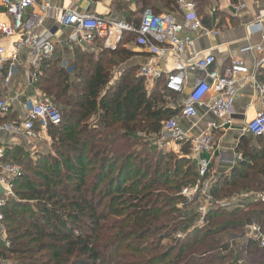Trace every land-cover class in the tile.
Wrapping results in <instances>:
<instances>
[{"label": "trees", "instance_id": "trees-1", "mask_svg": "<svg viewBox=\"0 0 264 264\" xmlns=\"http://www.w3.org/2000/svg\"><path fill=\"white\" fill-rule=\"evenodd\" d=\"M137 1L156 14L177 11L176 0ZM193 1L210 26L209 0ZM135 36L124 33L121 44ZM130 55L123 45L102 49L98 59L75 49L79 85L57 55L42 61L35 87L42 100L58 104L61 120L34 130L48 132L57 153L40 152L33 160L24 145L6 149L2 161L24 169L13 185L18 200L1 208L9 244L0 239V258L8 264H264V245L245 235L247 224L256 223L264 236V205L239 197L264 189V135L242 139L250 162L215 176L213 196L236 197V203L210 208L205 223L189 229L192 209L178 203L181 188L198 178L195 159L186 157L190 145H182L180 156L157 153L153 143L163 122L180 113V95L165 88L164 77L148 91L131 68L100 96L109 66ZM6 114L0 122L18 120ZM93 115L99 126H93ZM212 173L211 166L207 176Z\"/></svg>", "mask_w": 264, "mask_h": 264}, {"label": "built area", "instance_id": "built-area-1", "mask_svg": "<svg viewBox=\"0 0 264 264\" xmlns=\"http://www.w3.org/2000/svg\"><path fill=\"white\" fill-rule=\"evenodd\" d=\"M36 1L0 0V12L4 9L11 16L10 22L0 18V35L3 37L20 35L12 47L10 57L15 59L22 49L28 48L32 81L37 79L41 61L50 56L55 49V43L50 40V36L38 32L43 24V14L32 11L25 16ZM176 6V12L162 14H156L152 9L145 8L140 14L137 26L125 20L90 15L70 8L55 10L54 15L60 26L73 29L74 33L70 36V40L77 42L83 48L100 40L102 48L114 49L123 39L124 33H136L137 44L151 53L149 62L141 65L136 73L144 80L148 91L163 76L158 67V61L171 59V66L164 71V84L168 91L182 96L179 102L180 113L163 122L159 135L162 140L165 136L171 138L173 145H190L191 155L197 163L198 178L194 184L181 188L179 195L182 196L183 201L178 206L187 205L194 210L196 223L192 227H195L205 223V216L210 208L214 206L229 208L236 203L234 200L237 201V198H215L211 192L215 175L214 173L209 177L207 175L211 170V154L213 153V145L210 141L211 130L218 127L216 121L207 122L202 132L192 134L191 129L186 130L180 126L179 119L194 120L197 116V108L203 105H206L208 112L214 117H227L232 111L237 89L236 74L243 67L244 61L227 52L229 62L223 68H217L215 53L209 50L183 58L186 49L193 45V35H218V30L202 23L201 18L196 14V5L193 0H176ZM49 8L48 3L40 5L41 12ZM234 8L237 10L240 5L236 4ZM212 10L214 11L215 8ZM263 18L264 11H261L250 25V27L254 26L251 31L262 33L263 43L247 44L240 49V52H264ZM5 60V49L0 44V85L1 82L9 83L12 77L11 67L4 70ZM263 61L264 57L261 59V62ZM195 71H200L202 77L197 78L192 89L185 94L188 73ZM209 95L212 96L209 97ZM207 97H209L208 102H206ZM21 105L24 111L22 117L18 120L0 122V239L7 245L9 241L3 224L1 208L10 199L18 200L13 185L14 180L22 176L23 168L14 162H3L5 151L13 147L15 144L13 139L16 137L24 136L28 141L36 138L34 130L36 124L40 129L45 130L49 124L57 125L61 120L58 108L48 101L25 100ZM8 107L5 100L0 98V115L4 116L8 112ZM194 125L195 123L191 127ZM245 131L251 136L264 135V107L247 123ZM3 134H7L6 137ZM238 158L240 159L241 155ZM240 196H250L251 200L260 201L264 205V189ZM246 234L247 237L258 240L261 246L264 245L260 225L247 224ZM181 236V233L175 234V237Z\"/></svg>", "mask_w": 264, "mask_h": 264}, {"label": "crops", "instance_id": "crops-1", "mask_svg": "<svg viewBox=\"0 0 264 264\" xmlns=\"http://www.w3.org/2000/svg\"><path fill=\"white\" fill-rule=\"evenodd\" d=\"M43 3H48L50 8L41 12L40 5ZM236 4L240 5V8L237 10L234 8ZM69 8L90 15L125 20L133 24L137 23V25L143 10L137 0H37L36 4L27 11L25 16H28L32 11L43 14V24L38 29V32L43 35H49L50 40L55 43L54 52L47 58L53 57L54 54L57 55L60 58L58 64L73 79L75 78L73 73L75 49L78 48L82 52L91 53L95 59H98L100 51L104 48L101 47L100 40L95 41L93 45L88 44L86 48L70 40V36L74 33L73 29L60 26L54 15L55 10L61 11ZM213 8H215L214 11L212 10ZM261 11H264V0H209V3L205 7V14L211 18L210 26L203 24L217 29L218 35H193V45L183 53V58H189L195 53L206 52L208 50L213 51L216 56L217 68H223L229 62V54L227 52L244 61L243 67L236 74L238 80L237 89L232 111L227 117L216 118L208 112L206 105H203L197 108V116L194 120L179 119L180 126L186 130L191 129L192 134L202 132L209 121L214 120L218 124V127L211 130L210 139L213 145L211 166L215 176L220 173H230L232 167L237 162H250L249 159L244 158L240 145L243 138L250 141L254 138L246 133L245 128L247 123L264 107V61L261 62L264 52H240V49L247 44L256 45L263 43L262 33L253 32L251 28H254V26L250 27ZM0 18L6 22L11 21L10 14L5 12L4 9H1ZM262 24H264V18L262 19ZM184 31L186 32L187 30L185 29ZM19 38V34L9 37L0 35V44L4 47L6 56L4 70H7L8 67L12 68L10 82L7 84L1 82L0 98L5 100L9 106L7 113L14 115L18 119L24 113L21 105L23 101L42 100L41 91L35 87L36 80L32 81L30 77L31 67L28 62V48L22 49L15 59L10 57L12 47ZM129 39L121 44L122 39L114 49H104L109 52L117 51L120 45H123V47L132 52V55L109 68L108 78L111 79L109 87L106 88V91L100 90V96H103L109 89H114L117 86L124 71L133 68L136 75L138 68L149 62L151 53L137 44V34L134 38ZM171 64V59L158 61L162 77L165 76V69L169 68ZM200 77H202L200 71L188 73L185 94L189 93L196 79ZM75 83L78 84V81L75 80ZM209 97L206 98V102L209 101ZM6 115H0V119ZM95 116L93 115V117ZM194 123L195 125L191 127ZM3 135L6 137L7 134ZM15 139H13L14 145H26L29 143L33 145V139L28 141L24 136H19ZM164 141L171 142V138L165 136ZM172 146L174 148L179 147L177 145ZM239 155H241L240 159L238 158Z\"/></svg>", "mask_w": 264, "mask_h": 264}, {"label": "rangeland", "instance_id": "rangeland-1", "mask_svg": "<svg viewBox=\"0 0 264 264\" xmlns=\"http://www.w3.org/2000/svg\"><path fill=\"white\" fill-rule=\"evenodd\" d=\"M147 8H150V7H147ZM151 9V8H150ZM109 67H111V66H109ZM112 69V68H111ZM111 79L110 78H108L107 80H106V82H105V84L101 87V89L100 90H103V91H106V88L107 87H109V81H110ZM79 85V84H78ZM80 86H82V85H80ZM109 89V88H108ZM107 89V90H108ZM110 90V89H109ZM181 99H182V97L181 96H179L178 97V102H180L181 101ZM167 100H169V99H167ZM171 101L170 102H172V99H170ZM52 102V101H51ZM54 105H58L57 103H55V102H52ZM170 105V104H169ZM57 108H58V106H57ZM91 120H92V124H93V126L94 127H96V126H99V124H98V120H99V118L97 117V116H95V117H92L91 118ZM98 124V125H97ZM99 128H101V127H99ZM102 129V128H101ZM32 142H33V145L31 144V143H29V144H26V145H24V148L27 150V155H28V157H31V158H33V160L35 159V157H36V154L37 153H40V152H42V153H49V152H51L52 154H54L56 151H55V149L54 148H52L53 147V144H52V140H51V137H50V135L48 134V132H46V131H43V132H38V133H36V138L34 139V140H32ZM153 143L155 144V146L157 147V153H160V152H162V151H171V152H173V153H175V154H179L180 156H182V153H180L179 151H180V149H181V147H182V145H180L179 147H177V148H174L172 145L173 144H171V142H165L164 140H162L161 139V136L160 135H158L157 137L155 136L154 138H153ZM57 153V152H56ZM186 157L187 158H189V157H192V155H191V153L190 154H186ZM21 166V165H20ZM22 167V166H21ZM39 168H41V169H43V164H39V166H38ZM24 169V168H23ZM25 171V170H24ZM27 171V170H26ZM28 173H30V177H32L34 180L33 181H35V183H40L41 181L39 180V176H35V175H33L31 172H29L28 171ZM216 178V177H215ZM245 193H249V192H241V193H239V195H243V194H245ZM236 195H238V194H236ZM240 199H245V200H247V201H251V197L250 196H247V197H245V196H240ZM234 202H236V200H234ZM181 202H179L178 203V205L180 204ZM181 205V204H180ZM182 207V206H181ZM180 207V208H181ZM190 217H192L193 219L190 221V223H189V229H191V228H193L192 226H194L195 225V223H196V216L194 215V210H192V212H191V216ZM245 235H247L246 234V232H245ZM240 239L239 238H236V241L238 242ZM0 264H8V262L6 261V260H3V259H1L0 258Z\"/></svg>", "mask_w": 264, "mask_h": 264}]
</instances>
